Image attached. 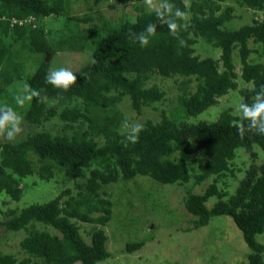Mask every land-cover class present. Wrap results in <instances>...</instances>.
Masks as SVG:
<instances>
[{"label":"trees","instance_id":"16d2710c","mask_svg":"<svg viewBox=\"0 0 264 264\" xmlns=\"http://www.w3.org/2000/svg\"><path fill=\"white\" fill-rule=\"evenodd\" d=\"M72 1L0 0V99L17 104L14 95L9 97V87L18 80L48 98L45 102L33 98L20 114L26 127L34 130L17 140L0 135V194L19 201L23 194L19 183L32 174L48 180L61 172L73 185L45 202L3 212L4 231H22L23 236L18 243L21 256L0 246V264L105 260L111 253L104 227L117 202L104 187L137 176L162 186L213 177L202 193L188 190L183 198L193 228L205 226L213 216L231 217L248 248L246 264H264V244L257 239L264 232V161H252L239 178L232 169L237 150L248 152L252 159L257 155L253 145L264 152V134L247 130L250 122L234 113L232 105L222 107L214 119H197L228 93L235 92L240 103L251 105L261 91L264 0H199L193 11V0L191 4L159 0L156 8L149 9L154 0H129L135 17L122 12L116 21L96 15L90 0H85L86 11L72 13ZM176 8L189 13L187 21L177 16ZM238 9L251 11V19L229 25L237 19ZM53 15L61 21L46 31L43 21ZM150 23L156 33L142 47L129 33L146 34ZM168 23L177 25L174 35ZM197 39L218 49V57L195 54ZM65 51L89 53L85 67L72 71L77 80L67 90L46 80L50 60ZM27 59L36 62L28 61L35 64L28 75ZM153 75L173 78L176 103L168 112L161 109L158 119H145L138 142L132 143L127 140L129 131L121 130L127 120H122L116 105L127 96L130 107L141 114L144 107L162 101L165 90L152 82ZM53 117L60 123L59 133L38 128ZM240 123L245 126L242 136L237 130ZM227 175L236 182L233 192L217 188L216 181ZM210 197L216 200L207 206ZM81 223L91 224L89 240L81 233ZM150 239L151 233L127 241L122 251L131 253Z\"/></svg>","mask_w":264,"mask_h":264},{"label":"rangeland","instance_id":"374dc122","mask_svg":"<svg viewBox=\"0 0 264 264\" xmlns=\"http://www.w3.org/2000/svg\"><path fill=\"white\" fill-rule=\"evenodd\" d=\"M90 1L96 9V15H103L113 19V21L120 18L122 12L130 13V17L136 15L134 4L129 3V0ZM158 1L154 0L147 8H156ZM191 1L185 0L189 4H191ZM198 2L199 0L192 1L190 6L192 11L199 6ZM87 5L85 0H74L71 2L70 10L72 13L79 14L86 11ZM235 16L237 19H234L229 25L238 26L240 23L250 20L251 11L238 9ZM59 21H61V18L55 15L49 16L43 21V26L48 31L50 28L59 25ZM193 47L194 53L200 57H218L219 55L218 49L211 48L201 39H197ZM26 49L24 48L25 51H27ZM88 60V51L81 53L78 51L60 52L50 60L49 69L51 72L63 67L75 71L83 69ZM28 61L35 62L32 59L24 60L27 65L26 75L35 67V64ZM234 63L236 70L239 72V59L235 57ZM152 82L165 90V98L149 107H144L142 113L137 114L130 107L129 98L124 96L116 105V108L120 110L123 121L142 123L147 118L156 120L161 109L168 112L175 105L178 90L173 78H162L159 75H153ZM11 84L9 97L14 95L16 99L17 96L22 95V88L26 83L23 80H18ZM241 85L243 83H240L239 87ZM26 104L27 102L22 105L13 104L4 97L0 99V108L10 107L18 114L23 112ZM239 104L240 97L235 92L228 93L220 98L219 103L214 108L198 115L197 119H214L219 110L227 105H232L234 113L240 114L238 111ZM59 127L60 123L54 117L43 125H38V128H45L52 134L59 133ZM20 128L21 131L18 134L14 133L13 139H20L27 130H34V126L26 127L23 120ZM35 129L37 128L35 127ZM121 130L129 131L124 127V123L121 124ZM0 135L4 138L3 134ZM98 141L101 142L100 139ZM253 150L257 153L254 159L249 156L248 152L241 149L237 150V154L232 161V169L236 178L241 177L252 161L257 164L264 161V152L257 145H253ZM212 181L213 177H209L201 183H195L191 178L187 183L164 184L162 186V184L158 185L150 178L137 176L125 182H115L105 186L104 189L110 194V198L115 197L117 202L113 206L111 219L104 227L107 235L106 248L112 254L97 264H246L248 248L244 245L240 231L231 217L226 215L213 216L205 226L194 229L190 222L192 217L183 207V198L188 190L193 193H202ZM235 183L230 175L221 177L216 181L217 188L220 191L227 189L229 192L234 191ZM19 186L23 189L19 201L10 200L4 194H0L1 217H3V212L11 207L16 206L19 208L34 202L42 203L56 196L65 187L73 189L72 182L66 180L61 172H55L54 176L48 180L39 179L35 174L28 175L22 178ZM215 200V197H210L206 202L207 206H210ZM80 225L82 235L89 240L86 233H88L91 224L81 223ZM49 229L53 232L52 228ZM150 233L152 239L146 240L139 250L128 254L122 251L125 242L145 238ZM22 236V231L6 232L0 226V246L2 250L21 256L18 243ZM257 239L264 244V232L257 235Z\"/></svg>","mask_w":264,"mask_h":264},{"label":"clouds","instance_id":"9594fccd","mask_svg":"<svg viewBox=\"0 0 264 264\" xmlns=\"http://www.w3.org/2000/svg\"><path fill=\"white\" fill-rule=\"evenodd\" d=\"M146 2H149V0H146ZM176 13L180 19L187 21L189 18V13L182 12L179 8H176ZM168 28L173 35L177 32V25L175 23H168ZM155 33L156 26L150 23L147 25L146 34L145 32H130L129 35L130 37H135V40H138L140 45L145 47L149 43V37L154 36ZM183 44L184 41L182 40L181 45ZM46 59L47 58H45V60ZM46 80L56 88L67 90L72 84L76 83L77 76L69 69L61 67L51 71L46 77ZM41 91L42 90L32 88L29 84H24L22 95L16 97L17 104L22 105L25 102H30L33 98H37L41 102L47 101V96H42ZM262 94H264V85L261 86V91L256 93L254 102L251 105L246 103H240L238 105V111L242 114L243 119L250 122L247 126V130H255L259 134H264V99H262ZM22 120L23 117L14 112L10 107L0 108V134L6 133L8 139H13L15 136L14 133L18 134L21 131L20 125ZM124 127L129 130L127 140L132 143L138 142L139 133L143 130L144 125L137 122L129 123L125 121ZM237 130L241 136L244 134L245 126L243 123L237 125ZM109 252L112 254L111 251Z\"/></svg>","mask_w":264,"mask_h":264}]
</instances>
